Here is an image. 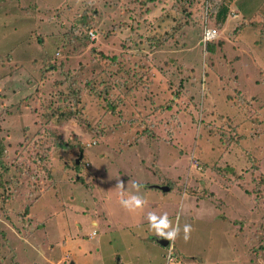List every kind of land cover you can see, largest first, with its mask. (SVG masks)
<instances>
[{"label":"rangeland","instance_id":"374dc122","mask_svg":"<svg viewBox=\"0 0 264 264\" xmlns=\"http://www.w3.org/2000/svg\"><path fill=\"white\" fill-rule=\"evenodd\" d=\"M227 1L0 0V264H82L67 209L100 264L165 263L119 182L192 225L174 264H264V0Z\"/></svg>","mask_w":264,"mask_h":264},{"label":"clouds","instance_id":"9594fccd","mask_svg":"<svg viewBox=\"0 0 264 264\" xmlns=\"http://www.w3.org/2000/svg\"><path fill=\"white\" fill-rule=\"evenodd\" d=\"M129 183L132 184L136 193H140L144 187L135 181H130ZM116 188L119 190L120 204L130 213L143 211L145 206L148 204V201L142 195L129 194L126 190H124V184L122 182H119ZM147 221L150 231H152L157 237L170 242V261L173 259L171 252L174 247V243L178 238H180L181 231L183 233L184 242H188L191 239V234L194 231L192 225L187 223L184 224L181 229L179 217H177L176 222L174 223L173 220L169 218L167 212L157 215L155 212L150 211L147 214Z\"/></svg>","mask_w":264,"mask_h":264},{"label":"crops","instance_id":"0c3cea01","mask_svg":"<svg viewBox=\"0 0 264 264\" xmlns=\"http://www.w3.org/2000/svg\"><path fill=\"white\" fill-rule=\"evenodd\" d=\"M162 186V185H161ZM164 186H166V185H164ZM114 187V186H113ZM113 187H111V188H109V189H112ZM167 187H169L168 185H167ZM105 189L106 190H108L106 187H105ZM113 189H115V188H113ZM146 191L149 193V192H153V191H157L156 189H153V188H147L146 189ZM170 191H171V188L169 187V191L168 192H162L161 194H163L164 196L166 195V194H168V193H170ZM158 192V191H157ZM112 194V193H111ZM108 196V194L107 193H105L104 195H103V199H105L106 197ZM189 206V205H188ZM147 207H149V209L148 210H146V208ZM151 209H153V208H151L150 207V202H148V204L145 206V208H144V210L145 211H147V212H150L151 211ZM158 210H159V208H157ZM153 210H156V209H153ZM68 212H71V209H67V210H65V213H64V211H62V212H60L59 210H58V212H56L54 215H52V217L54 218V222L56 223L55 224V227L56 228H58V232H59V235H60V237H63L64 238V240L62 241L63 242V244H64V246H63V250L65 251V252H67V250H68V248L70 247V248H72V249H77V255L80 257V259H82V261H81V263L82 264H93L94 262H96V263H99L98 262V257H95V256H93L92 254H90V252L91 251H89V248L90 247H88V243H86L84 240H86V239H77V237H72L70 234H69V232L67 231V229L66 228H68L67 227V221H68ZM104 214V213H103ZM81 215L82 216H84V215H88L87 213H81ZM106 215L104 214V217H105ZM138 218H139V221L141 220V218H142V215H141V213L139 212V215H138ZM135 219H137V218H135ZM86 220V219H85ZM138 221V220H137ZM79 224H76L75 226L77 227ZM245 225V224H244ZM252 224H251V220L249 219L248 221H247V226L248 227H250ZM91 226L92 227H97L98 226V222L97 221H91ZM132 226H139V222H137L136 224H133V225H131V227ZM245 227V226H244ZM94 232V231H93ZM92 232V233H93ZM91 236H95V234L94 235H92L91 234ZM154 242H156V243H158L159 245H161V242L163 243V242H166V244H165V246L164 245H161L162 247H165V248H168L169 246H170V243L169 242H167L165 239H159V240H156V241H154ZM247 247H250V246H247ZM97 252H99V250H97ZM247 252H250L249 251V249H248V251ZM253 252H255V250L253 251ZM68 253V252H67ZM66 253V254H67ZM189 256V255H188ZM246 256H247V258L248 257H250L249 255H247L246 254ZM190 258H186V259H188L189 261H186L184 264H192V262L190 261V260H192V261H194V263L193 264H209V261H207L206 259H204V258H201V260H197L198 259V256L197 255H194V256H189ZM63 258V257H62ZM242 258H246L245 257V255L242 257ZM63 260H66V257H64L63 258ZM117 261H119V260H117ZM211 261V260H210ZM219 261H213V263L212 262H210L211 264H222V263H218ZM100 264V263H99ZM163 264V263H162Z\"/></svg>","mask_w":264,"mask_h":264},{"label":"trees","instance_id":"16d2710c","mask_svg":"<svg viewBox=\"0 0 264 264\" xmlns=\"http://www.w3.org/2000/svg\"><path fill=\"white\" fill-rule=\"evenodd\" d=\"M230 1L231 0H228L226 3H220L219 6H214L213 5V7H211V5H210L211 10L214 12L213 14L215 15L214 20L220 26H222L225 23L226 19H227V15L229 14V3H230ZM0 165H1V167L4 166V164L2 162H1ZM75 165H78V164L75 163Z\"/></svg>","mask_w":264,"mask_h":264},{"label":"built area","instance_id":"2783aa9c","mask_svg":"<svg viewBox=\"0 0 264 264\" xmlns=\"http://www.w3.org/2000/svg\"><path fill=\"white\" fill-rule=\"evenodd\" d=\"M215 35H216L215 32H213V31H211V30H207V31L205 32V34H204V36H205V40L209 41V40L213 39ZM169 247H170V246H169ZM169 247L167 248V250H168V256H167V259H166L165 263H163V264H174V263H175V261H174V254H172V252H171V255H172V258H173V259H172L171 261L169 260V255H170Z\"/></svg>","mask_w":264,"mask_h":264},{"label":"water","instance_id":"95a60500","mask_svg":"<svg viewBox=\"0 0 264 264\" xmlns=\"http://www.w3.org/2000/svg\"><path fill=\"white\" fill-rule=\"evenodd\" d=\"M79 160H80V158H78L76 161H75V163L76 164H78L79 163ZM158 189H160L162 192H168L169 191V187H167V186H159V187H157ZM165 244H166V242H161V245H164L165 246Z\"/></svg>","mask_w":264,"mask_h":264}]
</instances>
